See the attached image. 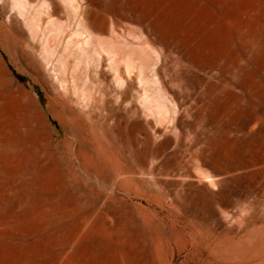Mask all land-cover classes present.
I'll return each instance as SVG.
<instances>
[{
	"label": "rangeland",
	"instance_id": "1",
	"mask_svg": "<svg viewBox=\"0 0 264 264\" xmlns=\"http://www.w3.org/2000/svg\"><path fill=\"white\" fill-rule=\"evenodd\" d=\"M23 2L0 264H264V0Z\"/></svg>",
	"mask_w": 264,
	"mask_h": 264
},
{
	"label": "bare ground",
	"instance_id": "2",
	"mask_svg": "<svg viewBox=\"0 0 264 264\" xmlns=\"http://www.w3.org/2000/svg\"><path fill=\"white\" fill-rule=\"evenodd\" d=\"M12 2L17 6V8H18V10L20 11V12H24L26 9H25V6H24V2H23V0H12ZM32 18H30V21L28 22V25H32V20L34 19V17L33 16H31ZM50 25H51V27L53 28H55V23L53 22V21H50ZM58 28V27H57ZM56 29V28H55ZM55 29H54V31H55ZM56 32V31H55ZM87 38V37H86ZM86 38H84V40H86L87 41V39ZM83 40V41H84ZM87 43V42H86ZM58 65V64H57ZM58 67H59V65H58ZM22 115V114H21ZM25 121V120H24Z\"/></svg>",
	"mask_w": 264,
	"mask_h": 264
},
{
	"label": "trees",
	"instance_id": "3",
	"mask_svg": "<svg viewBox=\"0 0 264 264\" xmlns=\"http://www.w3.org/2000/svg\"><path fill=\"white\" fill-rule=\"evenodd\" d=\"M18 78H20V76L17 75Z\"/></svg>",
	"mask_w": 264,
	"mask_h": 264
}]
</instances>
